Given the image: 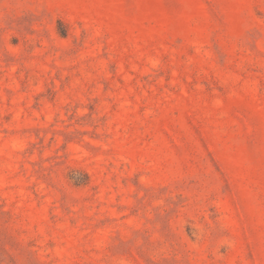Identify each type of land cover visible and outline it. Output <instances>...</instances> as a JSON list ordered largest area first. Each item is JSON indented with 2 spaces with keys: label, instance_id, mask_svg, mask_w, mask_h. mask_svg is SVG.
<instances>
[{
  "label": "rangeland",
  "instance_id": "1",
  "mask_svg": "<svg viewBox=\"0 0 264 264\" xmlns=\"http://www.w3.org/2000/svg\"><path fill=\"white\" fill-rule=\"evenodd\" d=\"M0 264H264V0H0Z\"/></svg>",
  "mask_w": 264,
  "mask_h": 264
}]
</instances>
